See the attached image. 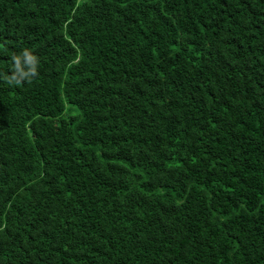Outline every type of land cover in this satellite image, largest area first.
<instances>
[{
  "label": "trees",
  "instance_id": "16d2710c",
  "mask_svg": "<svg viewBox=\"0 0 264 264\" xmlns=\"http://www.w3.org/2000/svg\"><path fill=\"white\" fill-rule=\"evenodd\" d=\"M0 264H264V0H0Z\"/></svg>",
  "mask_w": 264,
  "mask_h": 264
},
{
  "label": "clouds",
  "instance_id": "9594fccd",
  "mask_svg": "<svg viewBox=\"0 0 264 264\" xmlns=\"http://www.w3.org/2000/svg\"><path fill=\"white\" fill-rule=\"evenodd\" d=\"M32 74H35V67L31 69ZM18 82V81H17Z\"/></svg>",
  "mask_w": 264,
  "mask_h": 264
}]
</instances>
